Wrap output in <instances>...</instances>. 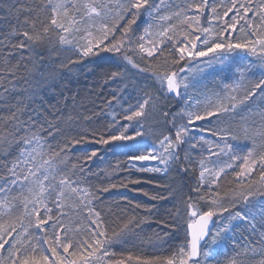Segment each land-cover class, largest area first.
Returning a JSON list of instances; mask_svg holds the SVG:
<instances>
[{
    "label": "snow or ice",
    "instance_id": "1",
    "mask_svg": "<svg viewBox=\"0 0 264 264\" xmlns=\"http://www.w3.org/2000/svg\"><path fill=\"white\" fill-rule=\"evenodd\" d=\"M0 264H264V0H0Z\"/></svg>",
    "mask_w": 264,
    "mask_h": 264
},
{
    "label": "trees",
    "instance_id": "2",
    "mask_svg": "<svg viewBox=\"0 0 264 264\" xmlns=\"http://www.w3.org/2000/svg\"><path fill=\"white\" fill-rule=\"evenodd\" d=\"M100 69H97V73H99ZM99 76H92L91 74H84V73H80L77 75H68L66 77L65 82L67 83L68 87L71 89V92H67L66 95H68L69 97H71L72 95H76L77 93L79 94L77 96V100L80 103H84L87 104L88 100L86 99L87 95H88V88L91 86V83L93 80L98 79ZM69 104H71V100H69ZM178 179V183H179V177H177ZM149 191H154L155 189V185H151V186H145ZM114 192H124L127 193L128 195L131 196H135L137 199H146L143 197H140L139 194L137 193H128L127 190L125 189H118V190H114ZM119 196H113L112 200H115L117 202H119ZM237 235H239V233H237ZM133 252H137L139 251L138 249H131Z\"/></svg>",
    "mask_w": 264,
    "mask_h": 264
},
{
    "label": "rangeland",
    "instance_id": "3",
    "mask_svg": "<svg viewBox=\"0 0 264 264\" xmlns=\"http://www.w3.org/2000/svg\"><path fill=\"white\" fill-rule=\"evenodd\" d=\"M88 74L87 70L86 69H83V68H80V67H77L75 69H73L72 73H69L68 75H77V74ZM177 179V177H176ZM177 182H178V179H177Z\"/></svg>",
    "mask_w": 264,
    "mask_h": 264
}]
</instances>
